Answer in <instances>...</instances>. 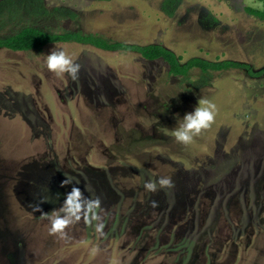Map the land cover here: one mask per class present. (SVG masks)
I'll list each match as a JSON object with an SVG mask.
<instances>
[{
  "label": "rangeland",
  "instance_id": "374dc122",
  "mask_svg": "<svg viewBox=\"0 0 264 264\" xmlns=\"http://www.w3.org/2000/svg\"><path fill=\"white\" fill-rule=\"evenodd\" d=\"M264 0H0V36L22 26L264 67ZM63 49L79 78L47 70ZM212 125L172 132L197 102ZM171 175L175 187L143 184ZM73 187L101 199L103 235L82 213L50 234ZM151 201L157 206L152 207ZM39 205V211L36 206ZM0 264H264V74L172 75L163 59L59 42L0 50Z\"/></svg>",
  "mask_w": 264,
  "mask_h": 264
},
{
  "label": "clouds",
  "instance_id": "9594fccd",
  "mask_svg": "<svg viewBox=\"0 0 264 264\" xmlns=\"http://www.w3.org/2000/svg\"><path fill=\"white\" fill-rule=\"evenodd\" d=\"M45 66L48 71L57 75L67 74L72 80L79 78L82 65L76 62L73 57L63 49L51 51L46 55ZM217 106L210 99L202 98L197 102L193 111L185 113L180 118L172 135L174 140L182 145H188L194 138L199 136L203 130L208 129L215 120ZM175 187L171 175H163L155 180L144 182L143 188L147 193H156L161 189H172ZM152 207H156V201H151ZM39 211V205L36 206ZM101 199L97 196L95 199L84 197L78 187H73L66 196L63 206L48 215L50 234H60L66 237L65 229L81 219L82 213L89 225L94 224L95 232L103 235L105 227L102 216L100 215Z\"/></svg>",
  "mask_w": 264,
  "mask_h": 264
},
{
  "label": "trees",
  "instance_id": "16d2710c",
  "mask_svg": "<svg viewBox=\"0 0 264 264\" xmlns=\"http://www.w3.org/2000/svg\"><path fill=\"white\" fill-rule=\"evenodd\" d=\"M248 11L264 20L263 9L248 8ZM59 42H76L89 44L96 48L108 51H135L148 60L163 59L169 66V72L172 75H187L192 68H198L201 71L209 70L220 71L230 68H246L253 76L264 74V67L258 71H252L248 65L229 60L210 62L200 57H193L181 64L179 57L171 50L159 44H150L139 46L134 44H125L120 42L108 41L98 35L83 34L79 31H64L60 33L48 32L34 26H22L21 29L0 36V50L10 51H30L40 50L48 44Z\"/></svg>",
  "mask_w": 264,
  "mask_h": 264
}]
</instances>
